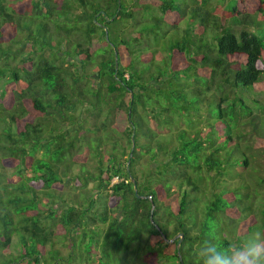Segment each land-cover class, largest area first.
<instances>
[{
    "label": "trees",
    "instance_id": "16d2710c",
    "mask_svg": "<svg viewBox=\"0 0 264 264\" xmlns=\"http://www.w3.org/2000/svg\"><path fill=\"white\" fill-rule=\"evenodd\" d=\"M257 232L264 0H0V264H198Z\"/></svg>",
    "mask_w": 264,
    "mask_h": 264
},
{
    "label": "clouds",
    "instance_id": "9594fccd",
    "mask_svg": "<svg viewBox=\"0 0 264 264\" xmlns=\"http://www.w3.org/2000/svg\"><path fill=\"white\" fill-rule=\"evenodd\" d=\"M195 255L198 264H264V235L254 233L227 248L205 239L199 243Z\"/></svg>",
    "mask_w": 264,
    "mask_h": 264
},
{
    "label": "rangeland",
    "instance_id": "374dc122",
    "mask_svg": "<svg viewBox=\"0 0 264 264\" xmlns=\"http://www.w3.org/2000/svg\"><path fill=\"white\" fill-rule=\"evenodd\" d=\"M214 5L217 6L218 4H216V2H215ZM155 12L157 13V10H155ZM247 97H248L249 99H250V97H251V95H249L248 92L246 93V98H247ZM94 152H95V151H91V154H95ZM82 153H83L85 156H86V154H87V153L85 152V148H84V147L82 148ZM82 159H83V156L80 157V160H82ZM92 163H93V161L89 159V160H88V167H89V169H90L91 172H93V170H92V166H93V164H92ZM244 179H246V176L244 177ZM116 181H117L116 179L113 180V182H116ZM174 264H176V263H174Z\"/></svg>",
    "mask_w": 264,
    "mask_h": 264
},
{
    "label": "water",
    "instance_id": "95a60500",
    "mask_svg": "<svg viewBox=\"0 0 264 264\" xmlns=\"http://www.w3.org/2000/svg\"><path fill=\"white\" fill-rule=\"evenodd\" d=\"M180 237L182 238V236L180 235ZM168 243H171V242H173L172 240H170V241H167ZM178 244H180V241H178Z\"/></svg>",
    "mask_w": 264,
    "mask_h": 264
}]
</instances>
